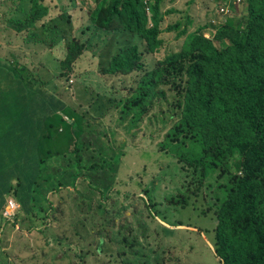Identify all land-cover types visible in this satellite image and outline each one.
<instances>
[{"label": "trees", "instance_id": "trees-1", "mask_svg": "<svg viewBox=\"0 0 264 264\" xmlns=\"http://www.w3.org/2000/svg\"><path fill=\"white\" fill-rule=\"evenodd\" d=\"M18 1L13 0L16 7L22 4ZM164 3L165 0H96L86 17L94 24V31L107 33L98 58H102L108 43L111 45L113 35L122 41L107 65L100 63V58L97 67L107 87L125 94L121 98L106 97L100 90L98 96L107 99L108 108L122 104L120 99L133 98L131 111L142 112H135L137 119L131 120L135 126L143 114L152 110L149 98L157 96L159 87L179 80L177 132L160 151L172 153L184 172L199 173L200 186L215 177L224 181L216 183L210 190L216 191L214 197H209L217 222L214 247L219 263L264 264V0H245L242 17L229 19L216 29L212 39L204 36L213 31L209 22L189 32L184 21H178L167 29L179 32L176 38L185 37L178 50L171 46L167 49ZM29 11L30 16L23 22L6 20L17 31L40 27L37 31L42 36L33 37H44L48 46L50 36L64 29L60 21L67 18L75 37L70 40L56 76L51 77L48 66H43L46 70L37 78L16 54L11 55L12 62H0V78L7 75L6 91L11 89L13 94L11 100H1L2 108L17 113L13 127L5 124L7 118L0 113V125L5 130L0 147L6 148L0 150L1 220L10 196L20 205L19 211L25 215L35 213L36 188L50 165L68 161L85 169L81 166L80 140L90 126L87 113L73 109L56 91L48 90L49 81L68 86L75 75H80L83 85L92 81L93 73L82 74L89 70L80 69L87 61L88 50L93 54L97 49L92 50L90 43L75 35L80 29L76 22L83 15L78 13H84L83 8L75 5L66 16L57 12L50 17L49 7L33 0ZM187 23L192 25L193 18L188 16ZM1 83L0 80V88ZM88 86L83 87L92 93ZM93 93L96 94L94 90ZM11 128H15L13 133ZM121 157L118 153L113 161L118 164ZM97 167L93 164L91 171ZM181 199L184 203H177L185 204V197Z\"/></svg>", "mask_w": 264, "mask_h": 264}, {"label": "rangeland", "instance_id": "rangeland-1", "mask_svg": "<svg viewBox=\"0 0 264 264\" xmlns=\"http://www.w3.org/2000/svg\"><path fill=\"white\" fill-rule=\"evenodd\" d=\"M0 2V62H12L11 55L16 54L37 78L46 70L42 66H48L51 77L56 76L70 40L75 37L69 19L60 21L65 30L53 33L46 46L44 37H33L42 36L37 31L40 27L17 31L6 20H26L33 0H19L20 7L13 0ZM37 3L49 7L50 17L57 12L66 16L75 5L82 6L84 13H78L83 15L76 22L80 29L75 35L97 51L90 54L88 50L87 61L80 71L93 73L87 84L96 94L83 87L87 84H82L80 75L72 76L68 86L58 84L57 80L49 81V91H56L73 109L87 113L90 126L80 140L81 166L85 169L68 161L55 162L44 169L36 188L35 213L25 215L19 211L12 221L0 219V264H220L214 247L217 222L209 197H214L216 191L212 193V189L216 183L224 181L215 177L200 186L199 173L184 172L172 153L160 151L177 132L179 80L161 85L157 96L149 98L152 110L132 126L131 120L137 119L135 112L142 114L138 109L131 111L133 98L120 99L124 101L122 104L108 108L107 99L98 96L100 90L106 97L121 98L125 94L107 87L101 78L102 70L97 67L107 33L94 31V24L86 17L96 0H37ZM209 7V0H165L163 29L168 36L167 49L171 46L178 50L185 40L182 36L176 38L179 32L167 29L184 21L189 32L195 31L207 22ZM244 12L245 4L234 19L241 18ZM188 16L194 20L192 25L187 23ZM113 36L111 45L108 43L103 49L100 63L104 65L122 45L117 35ZM10 94L0 88V113L7 118L5 124L13 127L17 113L2 108L1 101L11 100ZM122 117L126 118L119 124ZM12 129L13 133L15 128ZM4 132L0 125V140ZM3 149L6 150L0 147ZM118 153L122 157L117 164L113 160ZM93 164L98 165L95 171H91ZM182 197L185 204L180 205L177 201L184 203Z\"/></svg>", "mask_w": 264, "mask_h": 264}, {"label": "clouds", "instance_id": "clouds-1", "mask_svg": "<svg viewBox=\"0 0 264 264\" xmlns=\"http://www.w3.org/2000/svg\"><path fill=\"white\" fill-rule=\"evenodd\" d=\"M210 1V7H209V11L207 14V22H209L212 26H213V31H209L207 32L204 36L207 39H212L214 37V32L216 31L217 28H219L220 26L224 25L225 23H227V21L231 18H234L235 14L237 15L239 13V10L241 9L242 5L245 4V0L243 1V4L237 8V6H233L232 5V9H234V15L227 17L226 19L221 17L218 12L217 9L219 8L220 5L224 4L226 2V0H209ZM233 1V0H232ZM206 22V23H207ZM71 81V80H70ZM8 198H13V197H8ZM7 198V200H8ZM14 199V198H13ZM15 200V199H14ZM16 201V200H15ZM17 202V201H16ZM19 205V204H18ZM6 206V205H5ZM20 206V205H19ZM5 208V207H4ZM4 210V209H3ZM20 210V208H19ZM18 210V212H19ZM18 212L16 213V215L14 216V218L17 216ZM2 218H4L3 216V211L1 214ZM13 218V219H14ZM13 219H10L9 221H12ZM8 220V219H7Z\"/></svg>", "mask_w": 264, "mask_h": 264}, {"label": "built area", "instance_id": "built-area-1", "mask_svg": "<svg viewBox=\"0 0 264 264\" xmlns=\"http://www.w3.org/2000/svg\"><path fill=\"white\" fill-rule=\"evenodd\" d=\"M244 0H226V2L219 6L217 9L218 14L223 17L227 18L234 15V9H232L233 6H237L239 8L243 4ZM20 206L13 198H8L6 206L3 210V216L5 219H13L16 213L18 212Z\"/></svg>", "mask_w": 264, "mask_h": 264}, {"label": "crops", "instance_id": "crops-1", "mask_svg": "<svg viewBox=\"0 0 264 264\" xmlns=\"http://www.w3.org/2000/svg\"><path fill=\"white\" fill-rule=\"evenodd\" d=\"M42 67H43V66H42ZM4 72H6V71H4ZM4 72L1 71V73H4ZM5 76H7V75L4 74V75H2L1 78H0V80H2V82H3V83H1V84H2V85H1V88L4 87V92H6V83H7V77H5ZM9 86L11 87V82H10V85H9ZM7 93H9V94L11 93L10 95H13L12 92H11V89H10V90H7ZM6 203H7V201H6ZM5 205H6V204H5Z\"/></svg>", "mask_w": 264, "mask_h": 264}]
</instances>
